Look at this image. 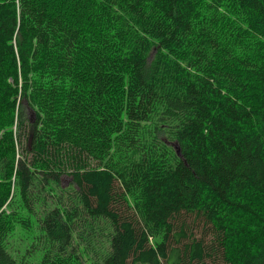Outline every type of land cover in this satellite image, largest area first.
Wrapping results in <instances>:
<instances>
[{
    "label": "trees",
    "instance_id": "1",
    "mask_svg": "<svg viewBox=\"0 0 264 264\" xmlns=\"http://www.w3.org/2000/svg\"><path fill=\"white\" fill-rule=\"evenodd\" d=\"M183 215L264 264V0H0V264H209Z\"/></svg>",
    "mask_w": 264,
    "mask_h": 264
},
{
    "label": "rangeland",
    "instance_id": "2",
    "mask_svg": "<svg viewBox=\"0 0 264 264\" xmlns=\"http://www.w3.org/2000/svg\"><path fill=\"white\" fill-rule=\"evenodd\" d=\"M32 111V110H31ZM31 111L28 110V118H31ZM33 112V111H32ZM33 120V117H32ZM33 122V121H32ZM16 129V127L14 128ZM30 128L25 129V136L21 137V144H19V150L24 148L27 144V139L29 135ZM16 133H18L16 129ZM29 140V139H28ZM67 179L62 178V185H65L67 183ZM119 185L116 184L115 188H113V193L115 195V200L118 201V209L120 213H127L131 210V202L126 197H116L121 196V190H119ZM114 200V201H115ZM182 224L186 227L188 230V233L191 235V237L197 239V240H203L205 247L208 249L210 256L207 257L205 262L209 264H226L224 262L221 252L218 248L219 246V234L215 231L213 226L207 225L202 220L194 218V216H187L183 215L179 219V225Z\"/></svg>",
    "mask_w": 264,
    "mask_h": 264
},
{
    "label": "water",
    "instance_id": "3",
    "mask_svg": "<svg viewBox=\"0 0 264 264\" xmlns=\"http://www.w3.org/2000/svg\"><path fill=\"white\" fill-rule=\"evenodd\" d=\"M30 113H32V114H31V118H29V120H30V122H32L34 120L35 115H34V113L32 111ZM32 117H33V120H32ZM31 139H32V137L30 136L29 140H28V146L29 147L31 145Z\"/></svg>",
    "mask_w": 264,
    "mask_h": 264
},
{
    "label": "bare ground",
    "instance_id": "4",
    "mask_svg": "<svg viewBox=\"0 0 264 264\" xmlns=\"http://www.w3.org/2000/svg\"><path fill=\"white\" fill-rule=\"evenodd\" d=\"M14 196V195H13Z\"/></svg>",
    "mask_w": 264,
    "mask_h": 264
}]
</instances>
